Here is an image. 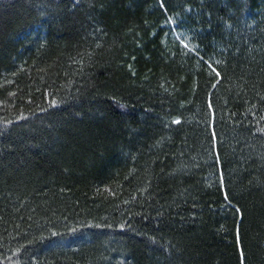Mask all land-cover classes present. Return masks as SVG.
I'll list each match as a JSON object with an SVG mask.
<instances>
[{
  "label": "trees",
  "instance_id": "16d2710c",
  "mask_svg": "<svg viewBox=\"0 0 264 264\" xmlns=\"http://www.w3.org/2000/svg\"><path fill=\"white\" fill-rule=\"evenodd\" d=\"M0 264H264V0H0Z\"/></svg>",
  "mask_w": 264,
  "mask_h": 264
},
{
  "label": "rangeland",
  "instance_id": "374dc122",
  "mask_svg": "<svg viewBox=\"0 0 264 264\" xmlns=\"http://www.w3.org/2000/svg\"><path fill=\"white\" fill-rule=\"evenodd\" d=\"M171 27H172V30H173V36L176 37L177 39H181V36H180L181 34L177 30H175L174 23H171Z\"/></svg>",
  "mask_w": 264,
  "mask_h": 264
},
{
  "label": "snow or ice",
  "instance_id": "6c2138e0",
  "mask_svg": "<svg viewBox=\"0 0 264 264\" xmlns=\"http://www.w3.org/2000/svg\"><path fill=\"white\" fill-rule=\"evenodd\" d=\"M176 123H179V121H176Z\"/></svg>",
  "mask_w": 264,
  "mask_h": 264
}]
</instances>
